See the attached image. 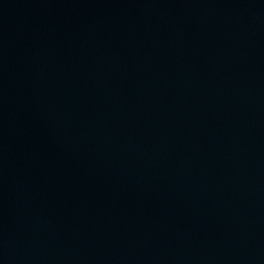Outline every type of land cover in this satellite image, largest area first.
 <instances>
[{
	"label": "water",
	"instance_id": "95a60500",
	"mask_svg": "<svg viewBox=\"0 0 264 264\" xmlns=\"http://www.w3.org/2000/svg\"><path fill=\"white\" fill-rule=\"evenodd\" d=\"M0 264H264V0H0Z\"/></svg>",
	"mask_w": 264,
	"mask_h": 264
}]
</instances>
